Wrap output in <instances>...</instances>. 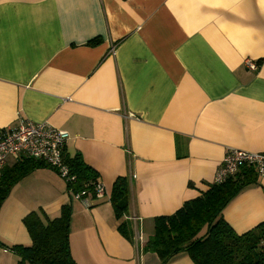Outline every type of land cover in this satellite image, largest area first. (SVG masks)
Segmentation results:
<instances>
[{
  "label": "crops",
  "instance_id": "crops-1",
  "mask_svg": "<svg viewBox=\"0 0 264 264\" xmlns=\"http://www.w3.org/2000/svg\"><path fill=\"white\" fill-rule=\"evenodd\" d=\"M20 120L68 131L64 154L79 153L106 196L86 205L54 169H33L0 206V264L31 243L26 214L66 203L78 264H160L142 250L153 218L205 191L228 149L264 152V0H0V128ZM118 176L132 240L109 199ZM222 214L237 233L264 221V175Z\"/></svg>",
  "mask_w": 264,
  "mask_h": 264
},
{
  "label": "trees",
  "instance_id": "trees-1",
  "mask_svg": "<svg viewBox=\"0 0 264 264\" xmlns=\"http://www.w3.org/2000/svg\"><path fill=\"white\" fill-rule=\"evenodd\" d=\"M97 42L90 41L92 44ZM64 158L69 175L74 177L73 180L64 179L69 192L75 194L86 190L95 197L93 186L98 180V172L79 153ZM42 165L48 166L40 160L25 157L4 172L0 178V206L21 177ZM257 176L253 168L243 167L221 183L208 184L205 191L186 200L175 212L155 216L153 233L142 244V250L155 252L160 264H167L179 253L187 254L194 264H264V221L237 233L222 214L228 202ZM109 199L114 216L119 220L118 231L132 240L130 183L126 176L114 180ZM70 216V203L63 204L57 216L49 217L42 210L26 214L23 222L31 243L10 246L18 256L17 264H78L70 251Z\"/></svg>",
  "mask_w": 264,
  "mask_h": 264
},
{
  "label": "built area",
  "instance_id": "built-area-1",
  "mask_svg": "<svg viewBox=\"0 0 264 264\" xmlns=\"http://www.w3.org/2000/svg\"><path fill=\"white\" fill-rule=\"evenodd\" d=\"M246 66L249 70H256L258 63L246 60ZM69 137L68 131L47 122L20 120L13 127L0 128V173L9 157L20 156L40 160L55 169L63 179L73 180L64 158V147ZM243 167L253 168L257 175H264V152L228 149L211 183H221ZM93 192L96 198L106 196V190L99 180L93 186ZM73 195L86 205L92 198L86 190ZM131 218L135 221V217Z\"/></svg>",
  "mask_w": 264,
  "mask_h": 264
}]
</instances>
